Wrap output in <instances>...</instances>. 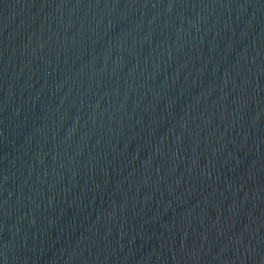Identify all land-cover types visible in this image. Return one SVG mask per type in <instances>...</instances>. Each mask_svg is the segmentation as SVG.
<instances>
[{
  "label": "water",
  "instance_id": "1",
  "mask_svg": "<svg viewBox=\"0 0 264 264\" xmlns=\"http://www.w3.org/2000/svg\"><path fill=\"white\" fill-rule=\"evenodd\" d=\"M0 264H264V0H0Z\"/></svg>",
  "mask_w": 264,
  "mask_h": 264
}]
</instances>
